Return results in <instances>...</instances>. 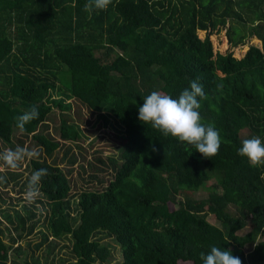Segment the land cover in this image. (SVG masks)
Segmentation results:
<instances>
[{
	"label": "trees",
	"instance_id": "16d2710c",
	"mask_svg": "<svg viewBox=\"0 0 264 264\" xmlns=\"http://www.w3.org/2000/svg\"><path fill=\"white\" fill-rule=\"evenodd\" d=\"M86 2L0 0V142L10 145L18 132L50 158L59 143L39 128L60 107L46 102L57 85L89 112L108 111L123 135L116 159L107 160L111 179L75 200L61 169L40 154L28 162L30 175L48 171L36 202L44 206L46 250L67 238L72 261L58 264H103L109 253L94 237L104 234L119 247L120 264H203L200 253L212 246L242 264H264V165L238 155L244 139L264 142V0H112L91 15ZM220 34L228 47L214 53L210 38ZM251 39L259 47L248 46L232 68L233 51ZM193 80L206 96L197 98L202 123L221 137L210 159L138 119L144 97L178 98ZM33 105L39 118L21 132L16 117ZM59 138L75 143L80 133L62 118ZM210 180L213 192L191 197ZM34 207L4 216L15 237L0 240V264H42L18 258V241L35 229Z\"/></svg>",
	"mask_w": 264,
	"mask_h": 264
},
{
	"label": "rangeland",
	"instance_id": "374dc122",
	"mask_svg": "<svg viewBox=\"0 0 264 264\" xmlns=\"http://www.w3.org/2000/svg\"><path fill=\"white\" fill-rule=\"evenodd\" d=\"M200 39L203 38V32L197 33ZM214 53H223L227 49L226 40L220 34L210 38ZM253 45L259 47V42L255 39L249 40L244 46L233 51L231 65L232 68H238V61L243 57L248 46ZM213 60V58H212ZM59 87V85H57ZM56 87L55 90L48 92L46 102L52 106L54 102H59L60 107L52 106L51 112L46 118V123L39 128V133L46 138L59 143V148L54 151L50 158H46L43 153H39L37 146L34 145L30 137H23L18 132H14L11 137V144L5 145L0 142V154L7 150H14L16 147H23L29 151H35L47 163L57 166L66 175L70 184L69 199L75 200L77 195L82 191L101 190L111 179L110 166L107 163L109 158L116 159L118 148L122 145L123 135L120 127L115 123L112 115L103 110L101 112H89L84 106L72 98H68ZM64 118L67 123L75 126L80 133V139L75 142H65L59 138V121ZM245 135V132L241 133ZM36 157V156H34ZM34 157H26L19 166L15 169L7 167L0 160V177L6 178L7 184L3 186L0 181V240L10 245V238L15 237L12 226L4 216H14V210L20 211L22 206H27L31 210V205H34L33 212L35 217L28 221V224L34 223V232L31 235L24 236L18 241L20 246V259H37L42 264H49L52 260L58 264V259L63 261H72L70 256V242L66 238L51 244V250H46L47 244L44 243L39 235V231L45 232L44 228V206L39 202L38 195L33 202L29 203L25 199L28 179L30 172L27 168L28 162ZM99 161L105 163V166ZM13 178V179H12ZM102 180L105 183L99 184L97 180ZM213 180L208 181L205 186L198 191L190 193L194 199H203L207 194L213 192ZM176 209V206L169 205V210ZM208 223L217 226V223L212 216L206 217ZM247 232V229L240 235ZM99 240L101 245H104L108 250V257L103 264H120L121 254L119 247L112 238L104 234H97L94 237ZM40 246L35 248L37 245ZM16 245H13L14 248ZM10 257H12V252ZM178 264H187L181 263Z\"/></svg>",
	"mask_w": 264,
	"mask_h": 264
},
{
	"label": "clouds",
	"instance_id": "9594fccd",
	"mask_svg": "<svg viewBox=\"0 0 264 264\" xmlns=\"http://www.w3.org/2000/svg\"><path fill=\"white\" fill-rule=\"evenodd\" d=\"M112 0H87L84 11L91 15L94 11L106 10ZM206 98L202 85L193 80L190 89L183 90L178 98L153 91L143 98V105L138 109V119L144 125H151L165 137H172L181 144L191 146L202 157L210 159L219 152L221 137L214 125L202 123L199 112L200 103L197 98ZM39 118V110L33 105L16 117L17 128L23 132L25 125ZM153 147V151H155ZM238 155L247 159L250 166L264 165V142L259 137L244 139L238 149ZM38 156L35 151L16 147L0 154V160L9 168H17L26 157ZM48 175L45 168L34 171L27 184L25 199L31 203L39 195L41 179ZM3 177H0V181ZM203 264H242L239 257L230 250L212 246L205 255L201 252Z\"/></svg>",
	"mask_w": 264,
	"mask_h": 264
}]
</instances>
